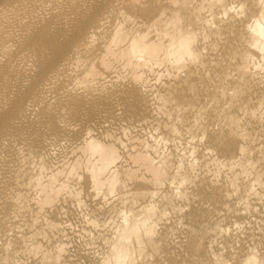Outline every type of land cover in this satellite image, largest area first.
Here are the masks:
<instances>
[{
	"label": "bare ground",
	"instance_id": "6f19581e",
	"mask_svg": "<svg viewBox=\"0 0 264 264\" xmlns=\"http://www.w3.org/2000/svg\"><path fill=\"white\" fill-rule=\"evenodd\" d=\"M215 185L259 226L264 0H0V264H134Z\"/></svg>",
	"mask_w": 264,
	"mask_h": 264
},
{
	"label": "rangeland",
	"instance_id": "374dc122",
	"mask_svg": "<svg viewBox=\"0 0 264 264\" xmlns=\"http://www.w3.org/2000/svg\"><path fill=\"white\" fill-rule=\"evenodd\" d=\"M205 195H206V197H205ZM197 197H199L198 201L203 202L205 207L202 206L200 208L198 205L197 206L194 205V207H192V208L191 207H189V208L183 207L184 209L181 208L182 211L180 210L181 213H179L176 216V217L179 216L181 218L180 219L178 217V219L182 223V226L180 223V226H181L180 229L181 230L183 229L181 231L182 237L180 238V240H177L178 242L179 241L180 242L178 243L177 241H175V243L173 242L174 243L173 244V243H170V241H165V242L161 241V242H159V245L157 246V248L155 250L151 249L150 244L146 242L147 244H146V247H145L143 254L141 255V257H139L137 259L138 261L135 260L134 264H243L241 257H244L248 254L253 255L255 257L254 264H264V245H263L264 244V242H263L264 241V233H263L264 232L263 231L264 230V227H263L264 226L263 225L264 219H263L262 215L259 214V212L262 211V209H264V201L259 202L258 209L255 210L256 211L255 212V218L258 219L257 222L259 220H261L258 223L259 224L258 227L262 228V230H261L258 227H257L258 228L257 229L253 225L252 222H248L246 220L247 213L244 210H243V213L240 212V215L237 218L229 217L227 215V211H228V208L230 207V202L233 200V196L232 197L229 196V197L225 198V194H224L223 190L218 185L210 187L209 190L206 187H202L200 189ZM209 207H211V208H209ZM187 211H189V213ZM190 211H192V212H190ZM263 213H264V211H263ZM214 214L215 215L219 214L222 218L221 227L224 228L223 229L224 231L222 230L223 234L221 233V235H220L221 237L220 236L218 237L219 239L214 238L215 232L217 229V227H216L217 222H216L215 218L213 217ZM205 216H206V218H204ZM56 217L57 216H54L53 218L55 219ZM195 217H197V218H195ZM182 218L184 221L182 220ZM185 221H186V223H184ZM244 221H246V222L244 223ZM198 224H200V225H198ZM251 224H252V226H251L252 228L249 226ZM236 225L240 226V228L239 227L235 228ZM158 226H160V224H158ZM231 227H233V228H231ZM157 228H158V229H156L157 235L156 234H155V236L153 235V240L159 238V236H158L159 227H157ZM193 229H194V231H193ZM195 229H196V231H195ZM205 229H207V230H205ZM226 230H227V232H225ZM259 230L261 232H259ZM183 231H184V233L186 232L185 235H184ZM233 232H234V234H233ZM184 236H185V238H184ZM188 243H190V244H188ZM229 243H231V245L233 247ZM260 243L262 245H260ZM176 245H178V246H176ZM230 246H231V248H230ZM248 247L251 248V250L255 249L254 250L255 252L250 251V249H248ZM68 250L71 251L72 249L70 248ZM258 250L261 253L258 252ZM260 254H261V256H260ZM177 255H179V257ZM257 255H258V257H257Z\"/></svg>",
	"mask_w": 264,
	"mask_h": 264
}]
</instances>
